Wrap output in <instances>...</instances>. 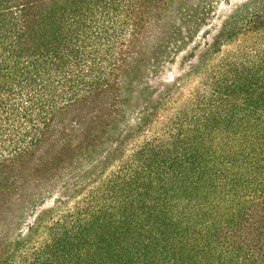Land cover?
Masks as SVG:
<instances>
[{
    "label": "trees",
    "instance_id": "trees-1",
    "mask_svg": "<svg viewBox=\"0 0 264 264\" xmlns=\"http://www.w3.org/2000/svg\"><path fill=\"white\" fill-rule=\"evenodd\" d=\"M0 264H264V0H0Z\"/></svg>",
    "mask_w": 264,
    "mask_h": 264
},
{
    "label": "rangeland",
    "instance_id": "rangeland-1",
    "mask_svg": "<svg viewBox=\"0 0 264 264\" xmlns=\"http://www.w3.org/2000/svg\"><path fill=\"white\" fill-rule=\"evenodd\" d=\"M221 9L223 10V11H225V7L223 6V5H221ZM210 39H211V37H210ZM181 56H183V55H181ZM176 67V66H175ZM173 70L174 68H170V69H168L167 70V72H166V74L169 72V70Z\"/></svg>",
    "mask_w": 264,
    "mask_h": 264
}]
</instances>
